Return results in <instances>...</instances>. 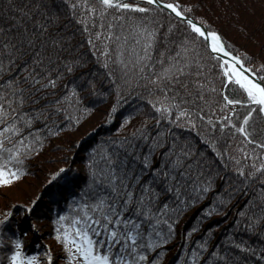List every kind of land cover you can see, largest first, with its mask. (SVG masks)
<instances>
[{
	"label": "snow or ice",
	"instance_id": "obj_1",
	"mask_svg": "<svg viewBox=\"0 0 264 264\" xmlns=\"http://www.w3.org/2000/svg\"><path fill=\"white\" fill-rule=\"evenodd\" d=\"M198 7L0 0V196L81 161L0 209V264H264V55ZM236 23L264 51V12ZM102 104L117 135L53 143Z\"/></svg>",
	"mask_w": 264,
	"mask_h": 264
},
{
	"label": "trees",
	"instance_id": "obj_2",
	"mask_svg": "<svg viewBox=\"0 0 264 264\" xmlns=\"http://www.w3.org/2000/svg\"><path fill=\"white\" fill-rule=\"evenodd\" d=\"M190 2L193 4H197V3L199 4L197 14L200 16H204L211 23H213L224 34L225 39L228 42H231L234 45V47L245 49L249 53L254 55H264V51H262L261 49L262 41L260 34L259 33H256L255 35L241 34L238 30L239 25L236 23V19L238 16V18L244 22H248L249 19L251 18L254 21V25H258L261 13L264 12V0H190ZM252 12L255 13L254 17L251 16ZM106 106L107 105L105 104L99 105L98 110L92 115L90 119H88L83 124L79 132L70 133L65 138H62L60 140H55L53 143L56 145L63 146L66 143V141L80 139L84 136V133L86 131H89L90 129L95 130L97 128L99 129L96 132L97 137L117 135V133L114 130L110 131V128L114 126H107V125H103L102 123L103 121L102 113ZM80 155H83V152H80ZM62 156H65V153L54 151L52 150L51 146H49L48 148L45 149L42 155L33 162L34 165L33 170L38 171L44 168V172L47 169V174H48L49 171L56 170V168L54 167L55 164L59 165L58 168L61 166L67 167L65 164L60 163L63 160L61 158ZM68 156L69 155H67V157ZM70 156L72 157L73 154H71ZM77 160L79 161L77 165H79L81 168V161L79 159ZM67 162L68 164H70L69 166H71L73 165L74 161L68 160ZM74 168L80 169L78 167H74ZM47 174H45L46 177L43 175V179H42L43 181H45V179L47 178ZM47 189L48 190L45 191V194L43 195L46 200L45 203H47L48 200V195H47L48 191L55 190L54 186H52L51 188L48 187ZM41 191L39 192V194L44 193ZM14 202L25 203L27 201L26 199H23ZM11 203H13V201ZM4 207H0V209ZM46 223L47 222H45V224ZM46 241L47 238L45 239V242ZM174 251L175 249H173V252ZM168 255L172 256V253L170 252Z\"/></svg>",
	"mask_w": 264,
	"mask_h": 264
},
{
	"label": "rangeland",
	"instance_id": "obj_3",
	"mask_svg": "<svg viewBox=\"0 0 264 264\" xmlns=\"http://www.w3.org/2000/svg\"><path fill=\"white\" fill-rule=\"evenodd\" d=\"M75 151V150H74ZM71 154H73V152H66L65 156L69 155L68 157L71 158ZM79 161L77 159L74 160L73 165H71L72 167H78L80 168L79 165H77ZM60 163L65 164L66 166H69L70 164H68L67 161L62 160ZM59 165L55 164L54 167L57 169ZM53 167V168H54ZM36 175L35 176H31V177H26V179L24 181H22L19 185L15 186L14 188H12L11 190H7V196L8 199L5 200L3 198V196H0V207H4L6 204L11 203L12 201H17V200H23L26 199V201H28V199L34 197L35 195L39 194V192H44L47 191L48 186H46L44 184L43 179V175L46 177L45 174H47V169L44 172V168L42 170H38L35 171ZM43 181V183H42ZM45 198L44 196L42 197L41 202L45 203ZM47 221H42V223H45ZM46 229V230H45ZM44 231H48V228H45ZM46 239V238H45ZM48 242V240L46 241Z\"/></svg>",
	"mask_w": 264,
	"mask_h": 264
}]
</instances>
